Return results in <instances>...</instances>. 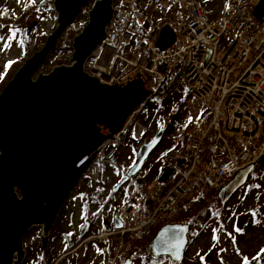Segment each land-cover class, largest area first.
<instances>
[{"label": "built area", "instance_id": "1", "mask_svg": "<svg viewBox=\"0 0 264 264\" xmlns=\"http://www.w3.org/2000/svg\"><path fill=\"white\" fill-rule=\"evenodd\" d=\"M210 1L214 18L202 0H115L106 35L84 66L86 74L120 86L139 74L152 96L172 99L169 107L178 109L181 125L200 118L180 152L165 155L164 166L174 170L165 185L156 184L154 168L161 165L156 154L150 157V184L156 185L146 207H138L131 195L132 184L128 194L121 196L120 235L169 222L180 203L185 207V199L227 184L239 170L264 159V21L248 13L241 4L244 0ZM152 13L159 17L151 19ZM162 17L177 30L174 46L164 52L155 47ZM207 49L212 53L205 63ZM144 105L132 113L120 134L101 146L90 169L94 179L102 162L117 153V139L126 136L139 141L138 148L157 133L152 124L159 115L148 117L142 112ZM181 132L178 126L171 135ZM210 133L214 139L208 146V169L203 172L199 167L203 142ZM131 164L121 160L118 176Z\"/></svg>", "mask_w": 264, "mask_h": 264}, {"label": "water", "instance_id": "2", "mask_svg": "<svg viewBox=\"0 0 264 264\" xmlns=\"http://www.w3.org/2000/svg\"><path fill=\"white\" fill-rule=\"evenodd\" d=\"M90 1L54 0L55 31L0 92V264H21L22 238L33 226L43 227L41 242L45 247L48 230L98 148L121 132L129 116L150 95L139 74L121 86H108L83 71L91 52L105 36L113 0H97L88 11L87 25L71 40V66H60L34 78L56 50L63 31ZM258 3L252 16L262 21L264 0ZM174 40V32L165 26L156 47L164 51ZM210 53L208 50L205 62ZM164 135V130H159L135 152L132 167L114 192L142 169ZM252 171L253 166L240 170L218 190L220 206H225L246 184ZM173 174V170L163 168L158 182L165 184ZM113 223L115 230L121 228L116 215ZM88 228L89 223H85L77 237L82 238ZM105 228L111 229L107 223ZM188 233V224L160 227L149 244L152 257L166 256L174 264H181L190 245Z\"/></svg>", "mask_w": 264, "mask_h": 264}, {"label": "rangeland", "instance_id": "3", "mask_svg": "<svg viewBox=\"0 0 264 264\" xmlns=\"http://www.w3.org/2000/svg\"><path fill=\"white\" fill-rule=\"evenodd\" d=\"M95 1L97 0H91L87 8L76 17L74 25L61 34L58 40L59 44L62 41L70 40L71 42V39L86 26L87 12ZM214 14V11H210L211 17L214 18ZM56 27L57 12L53 0H0V37H4L3 40H0V92L26 59L42 48L43 44L39 45L38 41L40 39L45 41ZM13 30L16 31V36L14 39H9ZM71 54V48L62 54L57 51L53 52L34 78L39 74L46 75L54 68L70 66ZM9 61L13 63L9 67H5ZM158 102V96L151 97L149 108L153 109V106ZM167 104L169 105L170 102L167 101ZM167 112L166 109L165 118L168 115ZM147 113L151 115L152 112L147 111ZM161 122L162 120L153 123V128L160 129ZM191 125L192 123L189 124V127ZM169 142L170 136L166 135L161 143V149L165 150ZM117 146H120V142ZM131 155L130 149L124 147L120 153V159L127 160ZM163 158L164 156L159 157L160 160ZM259 175L260 179L257 180L259 188L255 187L256 185L251 186L250 183L245 185L231 200L225 213L215 217H209L210 215L207 213L202 214L195 221L193 229L197 231L196 236H191L192 242L182 264H264V254L260 255L259 261L253 259L264 249V212L260 207L261 199L264 196V171L259 170ZM147 178V181L150 182V175ZM89 179L90 174L86 171L75 191L70 193L67 202L55 218L51 232L55 231L57 235L55 237H52V233L47 235L45 247L41 242L42 226L33 227L26 232L22 238L23 259L21 264H34L42 250L47 248L58 254L55 264H119L124 259L132 260V264H140L138 258L131 259L123 255L124 247L121 242L112 249L113 241L101 240L97 235L104 221L109 220L110 215L121 202L122 193L120 195L117 193L112 198L109 197V193L118 182L114 176V170L108 167L99 183H91L88 181ZM91 190L99 191L97 202L102 205L91 203L85 214L81 203ZM185 200H189L187 206L184 207L181 203L173 215V217L175 216L173 221L176 223L188 222V215L197 211L202 205V196L200 195L194 199ZM255 205L258 206V209ZM85 222H89L91 225L89 232L83 237L84 240L69 251L70 242L74 241L81 225ZM151 230L147 232L144 238L145 242L149 238L151 239L157 231L154 229L151 232ZM61 233L63 236H60ZM148 247L149 243L140 246L138 250L143 256L141 258H145V260ZM167 263L166 260L161 264Z\"/></svg>", "mask_w": 264, "mask_h": 264}, {"label": "trees", "instance_id": "4", "mask_svg": "<svg viewBox=\"0 0 264 264\" xmlns=\"http://www.w3.org/2000/svg\"><path fill=\"white\" fill-rule=\"evenodd\" d=\"M44 39H40L39 45L43 44ZM70 40L68 41H62L61 44L58 45L56 51L58 53H63L64 51H66L67 49H70ZM145 111H148L146 108L144 109ZM177 123V116H176V112H174L171 116V118L169 119L168 122L164 123L162 125V129L164 130V132H169L170 129H173L176 126ZM188 131L189 128L187 129V131H185V133L180 136L179 138L172 140L168 143V146L166 147L167 150L172 149V148H178L180 147L185 140L188 137ZM213 134H210L206 140H205V147H207V145L213 140ZM120 142H124V140H121ZM116 159L117 156H114L112 159H110V161L108 162L109 165H115L116 164ZM209 162V155L207 153V148L204 150L203 156H202V161H201V165H200V169L206 170V167L208 165ZM259 176L258 173L253 172L249 178V183L251 186H255L257 185L253 180L255 178H257ZM136 183V192L139 195V198H141L142 201L147 202L148 200V192L145 190V182L142 180H139L138 182L135 181ZM219 190V188H215L212 191H208V192H204L201 193L202 195V205L199 207V209L195 212H191V214L188 215V224L191 227V230L189 232L190 236H196V232L193 229L194 223L195 221H197V219L202 215V214H209V217H215V216H220L221 214H223V212L225 213L226 208L225 207H220L218 204V200L216 197V193ZM100 195L98 190H92L90 192H88L85 195L84 200L82 201V209H84L83 211L85 212V214L88 212L89 206L91 205V203L93 204H99L97 202V198ZM111 195L113 196L114 194L111 193ZM261 206L262 207V211L264 212V196L261 199ZM258 206H256V209ZM147 234V233H146ZM146 234H135L132 236H126L123 240V247L124 250H122V253L124 256L126 257H130L131 259L134 258H138L140 261V264H146L145 258H141V253L138 252V250L140 249V246H143L144 244H147L150 242V238L148 240H144V238L146 237ZM55 235H57V233H55V231L52 233V237H55ZM60 236H63V234L61 233ZM107 239V238H106ZM110 241H113V246L112 249L115 248L116 244L119 243L118 237H109L108 238ZM71 240V238H70ZM82 240L81 239H77L76 237L74 238L73 241V247L77 246ZM191 240H189L190 242ZM128 245H130V247L128 249H125ZM113 251V250H112ZM146 253L149 254V250H146ZM143 257V256H142ZM58 259V254H55L52 252V250L50 249H44L41 252L40 257L36 260V262L34 264H55L56 260ZM167 260V264H173L167 257H162V258H152L149 257L148 261L149 264H161L163 261Z\"/></svg>", "mask_w": 264, "mask_h": 264}, {"label": "bare ground", "instance_id": "5", "mask_svg": "<svg viewBox=\"0 0 264 264\" xmlns=\"http://www.w3.org/2000/svg\"><path fill=\"white\" fill-rule=\"evenodd\" d=\"M260 1H261V0H259V2H260ZM258 4H259V3H258ZM256 7H257V6H256ZM263 21H264V19H263ZM70 66H71V64H70ZM68 67H69V66H68ZM83 71H84V68H83ZM85 74H86V73H85ZM86 75L89 76V77H95V78L97 79V81H98L99 83H101V84H106V85H108V86L114 85V83H110L111 81H109V80H106V81H104V82H101V81H99L100 78H98V77H96V76H92V75H90V74H86ZM97 152H98V151H96V154H95L93 160L91 161V163L89 164L88 168L86 169V171H88V169H89V167L91 166V164L94 163V160H95V158H96V156H97ZM86 171H85V172H86ZM85 172H84V174H85ZM84 174H83V175H84ZM83 175H82V177H83ZM82 177H81V178H82ZM81 178H80V179H81ZM79 181H80V180H79ZM79 181H78V182H79ZM77 184H78V183H77ZM77 184H76L75 188L77 187ZM75 188L73 189V191H75ZM73 191H72V192H73ZM72 192H71V193H72ZM71 197H72V196H71ZM68 198H69V197H68ZM68 198H67V199H68ZM66 202H67V200H66ZM64 204H65V203H64ZM63 206H64V205H63ZM62 208H63V207H62ZM58 214H59V213H58ZM33 227H36V226H33ZM33 227H31L30 229H32ZM30 229H29V230H30ZM51 230H52V228H50V229L48 230V232H47V235H48V236H49L50 233H52ZM52 231H53V230H52ZM25 234H26V233H25ZM25 234H24V235H25ZM48 236H47V237H48ZM43 250H44V249H43Z\"/></svg>", "mask_w": 264, "mask_h": 264}, {"label": "snow or ice", "instance_id": "6", "mask_svg": "<svg viewBox=\"0 0 264 264\" xmlns=\"http://www.w3.org/2000/svg\"><path fill=\"white\" fill-rule=\"evenodd\" d=\"M15 36H16V31L13 30V31H11V36L9 37V39H14ZM3 39H4V37H0V40H3ZM5 47H7V45H5ZM12 63H13L12 61H9L8 64H7L5 67H9ZM255 187L259 188V185H256ZM237 231H239V229H237ZM173 238H174V237H170V239H173ZM164 246L166 247L167 244H165ZM262 254H264V249H262V250H261V253L257 254V256L254 257L253 259L259 261V257H260V255H262ZM246 260H247V258H246Z\"/></svg>", "mask_w": 264, "mask_h": 264}]
</instances>
